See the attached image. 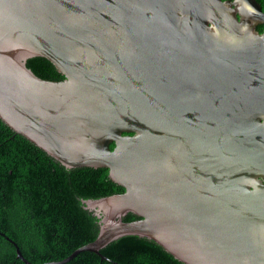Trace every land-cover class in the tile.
<instances>
[{
	"label": "water",
	"instance_id": "water-1",
	"mask_svg": "<svg viewBox=\"0 0 264 264\" xmlns=\"http://www.w3.org/2000/svg\"><path fill=\"white\" fill-rule=\"evenodd\" d=\"M238 19L264 23L261 4L0 0V119L125 189L85 201L99 236L45 264L109 260L101 250L126 236L184 264H264V33ZM35 57L65 80L38 77ZM193 88L200 100H184Z\"/></svg>",
	"mask_w": 264,
	"mask_h": 264
},
{
	"label": "trees",
	"instance_id": "trees-1",
	"mask_svg": "<svg viewBox=\"0 0 264 264\" xmlns=\"http://www.w3.org/2000/svg\"><path fill=\"white\" fill-rule=\"evenodd\" d=\"M257 1L264 8V0ZM27 67L44 80H65L46 58H31ZM124 191L109 178L108 169L66 168L0 119V233L13 240L30 263L63 261L95 241L101 219L85 201ZM138 219L129 213L124 221ZM101 254L109 260L87 251L66 264H184L139 236L115 240ZM0 264H26L2 235Z\"/></svg>",
	"mask_w": 264,
	"mask_h": 264
},
{
	"label": "flooded vegetation",
	"instance_id": "flooded-vegetation-1",
	"mask_svg": "<svg viewBox=\"0 0 264 264\" xmlns=\"http://www.w3.org/2000/svg\"><path fill=\"white\" fill-rule=\"evenodd\" d=\"M261 6H262V4H261ZM262 9L264 11L263 6H262ZM238 22H239V24H242V23L245 24V23L248 22V23H250L252 25H255L254 26V33L255 34H263L264 33V23H256V24H254V22L252 20L248 21L247 19H238ZM194 89H196V88H193L191 90L186 91V95L183 96L184 100L189 101L188 98L191 97V96H194L195 98L200 100V98L202 97V94L197 93L198 90H194Z\"/></svg>",
	"mask_w": 264,
	"mask_h": 264
}]
</instances>
